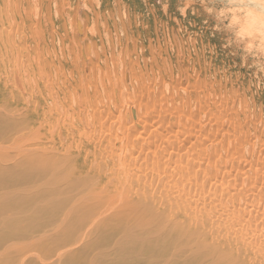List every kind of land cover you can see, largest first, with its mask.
I'll return each instance as SVG.
<instances>
[{
    "label": "bare ground",
    "instance_id": "1",
    "mask_svg": "<svg viewBox=\"0 0 264 264\" xmlns=\"http://www.w3.org/2000/svg\"><path fill=\"white\" fill-rule=\"evenodd\" d=\"M260 1L264 2V0ZM250 4L251 8L255 6L257 7V11H259V4H257L256 1L251 0ZM247 8L245 6V9ZM248 13L247 16L250 15L249 18L252 22L244 21L245 26H243L246 29L245 32H252L253 29L254 31L258 30L260 39L264 42V35H261L262 30H264V21L255 17L249 11ZM234 18H236V16ZM6 21H8V19H6ZM0 25L2 24L0 23ZM5 26L10 25L4 24V27L0 28V42L2 43V48H5L1 51L9 55L10 51H12H9V47L12 45L14 46L16 40L15 34L18 35V30L14 32L11 29H7ZM40 48H42V46ZM74 48H76V46ZM119 48H122V46L120 45ZM65 50L67 51V47H65ZM79 51L75 49V55H77V52L80 55ZM52 55L55 57L56 54L52 53ZM24 56H26V54ZM36 57H34V59H36ZM2 58L0 59L2 60ZM17 58L19 57L17 56ZM28 59H32L31 56H29ZM45 60H47V58H45ZM28 61L27 64L29 63ZM89 61L92 65V61ZM85 63L86 61H84V64ZM14 67L16 66L14 65ZM84 67L85 65L82 69ZM10 69L11 73H13L12 68ZM97 69L98 68H96V70ZM127 69H125V71H127ZM79 70L80 66L78 68V73L76 69V73H71L72 75H67L65 78L62 77L63 79L59 78V80H50L49 78L51 77L45 74H43L45 76L43 79L40 75L38 77L32 75L29 80H31L30 82L32 85L35 84V86H38L37 90L40 87L45 90L50 89V91H54L55 93L61 90L63 93V91L68 92L74 88L77 89L81 86L80 84L83 82L85 83L86 75L84 76ZM17 72L16 75L14 74L15 76H11L14 82L15 80L17 82L19 81ZM82 72L84 73V70ZM62 73L63 72H61V74ZM88 73L89 72H87V74ZM118 73L121 72L118 71ZM129 77L127 78L129 79ZM127 78L125 79L123 77L122 79L127 80ZM140 78H143V76ZM114 79L113 81H115ZM108 80L110 81V78ZM133 81L135 82V80ZM101 83H103V81H101ZM108 83L110 84V82ZM102 86L104 87V85ZM116 86L119 85L117 84ZM180 86V88L183 87L181 84ZM108 87L109 86H107V88ZM139 87L140 86H138V88ZM119 88L117 87L116 89ZM126 88L127 87L124 88L123 85V89L126 90ZM130 88L132 89V86ZM93 89L97 90L99 88L96 87ZM112 89L113 88H111V90ZM146 89L147 88L143 89L142 87L141 91H146ZM102 92L106 94V91L103 90ZM109 92L111 91L109 90ZM57 93L55 95H58ZM40 94L39 97H42L43 93L41 94L42 96ZM49 94L50 93H48V95ZM67 94L70 95L72 93L68 92ZM120 94L122 95V92ZM110 95L112 94L110 93ZM51 96H53V98L55 97L54 95ZM70 97H72V95ZM120 97H122V100ZM110 98L112 99V97ZM113 98L118 102L121 108H126L125 110L129 113L126 114V116H130L128 120L124 114L120 115V118H118L120 124L116 131L112 129L113 127L111 128L114 134L110 128H106L109 136L114 135L111 136L113 139V141L111 139V145L107 144L103 146V143H100V136L104 134L105 130L102 126L99 125L100 128L98 127L100 132L96 133V129H94V133L92 131L91 126H94L96 121L93 120L92 123L90 122L91 112H88V107L86 108L84 105L85 102L88 103L90 100L87 102L85 99L80 107L76 104L72 106L73 109H71L70 112L64 114L59 108L61 104H56L55 102L50 108V105L45 103L44 106L49 108L47 109L48 112L45 111L46 113L41 115L43 117L41 120L44 126H37L35 124L36 127L34 128H36V130L30 127L28 133L33 135L37 133V136L35 135L36 137H44L54 130H56L57 133L58 131H62L60 135L58 134L56 136L58 138L54 139V144L49 146V143L47 147L42 144L30 148L17 147L19 146L17 145L14 154L12 152L13 155L7 156L9 159L6 157L8 159L7 161L5 159L6 162L3 161L2 164L0 163V184H4L0 186L5 187V184H8V186L9 184H18V187H20L19 184H36L35 186L32 185L33 188H16L12 185L13 187H10L9 190L4 192L0 191V264H133L139 256L148 258V261H151L150 264H155L156 262L157 264H264V182L256 184L258 179L253 173L256 170V161L252 160L253 158L249 160L244 157V153L246 152H244V150L247 143L243 144L245 142L244 140L239 141V144L237 143L241 149L240 156L244 154L243 163H240L239 160L238 162L236 156H233L235 150H233L232 153L227 151V159L221 161L223 159L222 154L217 156L218 154L216 153H219L218 151L221 152L225 145L222 143H215L214 151L211 152L210 150L209 152L207 150L209 144L204 146L205 141L200 139V136L205 132V128L200 121L195 122L196 119L194 120L192 111L189 112V110L187 111L184 109L185 104H183V109L178 107L181 109L175 110V107V109L172 110H175L171 118L174 120L171 121L170 125L167 123L170 126L167 128L169 130L163 128L156 132V127H154L153 123L162 124L169 114H165L166 117L160 114V112L156 113L157 115L153 114L158 111V109L153 107L156 111H151L147 102L142 101L141 94L138 96L135 95L134 99L133 91L125 97L119 96L120 102L116 96ZM106 99L108 100V98ZM137 100L140 110L139 114L144 116L134 118L133 103L135 104ZM19 102L20 100L11 102L7 100L3 102L0 101V124L8 121L7 124L9 125L12 119H15V124H17L12 126L11 123L12 127L9 125V127H11L10 130L8 129L9 127L7 128L8 125H3V127L6 125L4 130L7 129L9 138L11 135L21 131V127H25L24 125L26 123L28 125L30 121L28 119L30 117H35V115H37L35 112V103L32 102L33 104H30L24 102V105L20 106ZM51 102L49 101L47 103L50 104ZM111 102L113 101L111 100ZM106 104H103V107H106ZM112 107H114V105ZM137 113H135L136 115L134 116H137ZM241 113L242 115L244 114L243 118L245 116L247 117V115H245L246 112L241 111ZM99 115L100 114L97 116L96 114L95 116L99 117ZM92 118L95 119L96 117L92 116ZM99 118H96L98 122L100 120ZM182 118L184 119L183 121ZM118 119L116 121H118ZM23 120H27V122L25 121L26 123H24ZM41 120L40 122H42ZM232 121L229 124L233 123L236 132L241 122ZM127 122L130 123V125H127ZM21 123H24V125H20ZM118 123L119 122H117V124ZM140 123H142V128H146L145 126L148 124L147 128L150 126L155 134L148 133L142 135L138 132L139 129L133 132L131 130L133 126H141ZM84 124L87 126H83ZM0 126L2 128V125ZM174 127H176L175 131ZM254 127L255 126H253V128ZM25 129L26 127L23 130ZM239 129L242 132L244 131L243 127L241 129V124ZM247 131L249 132V130ZM179 132L186 133L184 139L191 136L193 137V140H187V142H190L189 147H186V145L185 147L184 145L181 147V143H179ZM224 132H222L223 136H225ZM235 132L231 131V134H229V132L227 133L228 136H226V138L228 137V142L231 141L233 144L231 147L229 146L230 148L235 146L236 139H238L235 135L238 132ZM215 133L217 134L218 132ZM219 133L217 135H219ZM2 134L5 138H8L3 131ZM19 135L17 134V136ZM105 135L106 133L104 137ZM23 136L25 137V135ZM0 137H2V135ZM209 138L210 137H207L206 139ZM0 140V144L5 142L3 137ZM13 140L15 141V139ZM9 147L7 146L8 149ZM135 153L143 155L141 161H139L141 156L138 157ZM253 153L255 154V152ZM253 153L252 155L254 157ZM38 184L40 186L43 184H50V186H52V184L53 186L54 184H60L57 189H59V187L62 189L64 188V192L67 190L65 188V185L68 187L67 184H73L75 187L76 184H82V187H85V184L86 186L90 184H103V186L99 185L101 186L100 189L104 187V184L106 187L109 186L106 190H104L105 188L101 191L99 190L101 193L92 192L93 195L96 193V197L94 200L91 199L94 201L92 202L93 204H91L90 198L91 196L93 198L92 193L90 194L91 196H89L88 193L90 191H88V189H82L79 193L77 191L78 185L76 190L78 193L76 192L71 198L68 196L70 198L68 200H70L69 202L71 203H68L69 206L67 204L68 207H66L64 204L67 203V193H64L66 195L65 197H67L66 199H59L61 193L58 196L59 198L55 195L61 202L62 200L66 202H63L64 204L57 202L58 205H56V200L52 198V195L49 196V198H45L48 197L52 188L48 191L46 187L47 190L37 186ZM61 184H63V186ZM46 186L48 187V185ZM73 186H69L70 190H72L71 188ZM52 190L55 191L56 189L53 187ZM62 196L64 197V195ZM97 196L100 197L98 198ZM96 199L97 201L95 203ZM90 204L92 205V212H85V209L87 210L86 207H90ZM96 206L97 208H95ZM47 209H54L56 212H53L55 213L61 211V214L48 216L49 211ZM45 210L48 211L47 214H45L46 216L42 214ZM40 214H42V216H40Z\"/></svg>",
    "mask_w": 264,
    "mask_h": 264
},
{
    "label": "rangeland",
    "instance_id": "2",
    "mask_svg": "<svg viewBox=\"0 0 264 264\" xmlns=\"http://www.w3.org/2000/svg\"><path fill=\"white\" fill-rule=\"evenodd\" d=\"M250 1L251 0L249 1L248 0H3V1L0 0V21H2L0 22L2 24L0 25L1 26L0 28L4 27V24L6 25L8 24L10 26H5L7 29H11L14 32L18 30L17 31L18 35L15 34L16 40L14 42V46L13 45L11 46L12 49L11 47H9V51L12 50L10 51L9 55L8 53L1 51L5 48H2V43L0 42V58L3 57L2 60L0 59V101L3 102L7 100L11 102L15 100L16 101L20 100L19 102L20 106L24 105L23 104L24 102L25 103L28 102L30 104L35 103L36 104L35 112L37 113L35 117H30L28 119L30 120L28 125L26 123L27 120H25L26 122L23 120V122L26 124L24 125V123L23 124L21 123L20 125L22 126L24 125L26 129L23 130L25 127L20 126L22 130L17 132L16 134L11 135L10 138L8 137L7 129H5L6 131L4 130V128H6L5 126L8 125L7 124L8 121H5L4 123L0 124L2 125V128L1 126L0 128L4 132L5 136L9 138V139L5 138L0 129L1 132L0 136L2 135L3 140L5 139V142H2L4 146L2 143L0 144V163L2 164L3 161L6 162L9 159L7 156L13 155L17 147L21 146L23 148L24 147L30 148L33 146L37 147L42 144L43 146L46 145L47 147L49 143H50L49 146L54 144L55 142L54 139L58 138L56 136L58 134L60 135L62 131H58L57 133V131L54 130L49 135H45L44 137L39 136L40 138L36 137L37 133L35 134L36 136L31 133H28L30 127L34 128L36 127V125L44 126V123L41 120L43 117L41 115H43V113H46L45 111L48 112L47 109L49 108V107L46 108L44 106L45 103L47 105H50V108L53 106V104H55V102L56 104H61L59 108L61 111H63L64 114L70 112L71 109H73L72 106L77 104L78 107H80V105L84 103L85 99L87 100V102L88 100H90V102L88 103L85 102L84 104L85 107L86 108L88 107L87 110L88 112H91L92 116L96 118L100 117L99 118L100 120L98 122V119L92 118V116L89 114L90 122L92 123L93 120L96 121V124L94 126L93 125L91 126L92 131L94 133V129H96L95 131L96 133H98L100 132L99 131L100 126H102V128L105 129L104 134L106 133L105 135L106 138L104 137V134H101L99 139L100 143L101 144L103 143V146L107 144L109 145L110 142L112 143L113 141L111 136L114 135L109 136L107 134L108 132L106 128L111 129L113 127L112 129L116 131L118 125L120 124V120L118 119L120 118V115L124 114L126 116V114H129L125 110L126 108L124 107L121 108V106L118 105V102H116L113 97L116 96L119 101L120 99L122 100V97H120L119 99V96L125 97L133 91L134 99H135V95L138 96L141 94L142 101L147 102V105L149 106V109L151 111L154 112L156 111V109H158V111L154 112L153 114L157 115L156 113L160 112V114L164 115L165 117H166L165 114L167 115L169 114L167 118H165V121L162 124L159 125L157 123L156 124L153 123L154 127H156V132L160 131L163 128L165 129L169 128L171 121L174 120L171 119L173 112L175 110H180L181 108L183 109L185 107L184 108L185 110L187 111L189 110V112L190 111L193 112L194 120L196 119L195 122L200 121L201 124L204 126L205 128V132L203 134L204 136L201 135L200 139H203L205 141L204 146L209 144L207 150L209 152L210 150L211 152L214 151L215 143L216 144L222 143L225 146L228 144L226 147L223 146L224 148L221 151L222 153L220 151H218L219 153H216L218 154L217 156H220L222 154L223 159L221 161L227 159V155H228L227 151L228 152L230 151L232 153L233 150H235L234 151L235 154L233 152V156H236L237 161L239 160L240 163H243L244 154H245L244 157L246 159L251 160L253 158L252 160L256 161L255 164L256 170L253 172L258 179L256 184H261V182H264V158H263L264 145H261L264 144V139H263L264 138V116H263L264 115V45H263L264 42L262 41V39H260V34L258 33L259 32L258 30L254 31L253 29L252 32L249 31L250 33L248 31L247 33L245 32L246 29L244 27L245 26L244 21L252 22V20H250L249 18L250 15L247 16L249 14L248 11L246 12L245 9V6L246 8L247 7L251 8ZM253 1H256L257 4L264 3L263 1L260 0H253ZM235 16L236 18H234ZM6 19H8V21H6ZM83 29L85 32L83 31ZM74 39L76 42L74 41ZM65 43L67 44V46ZM69 44L70 45L72 44L71 45L72 47ZM40 45L42 46V48H40L41 47ZM120 45L122 46V48H119ZM75 46L76 48H74ZM65 47H67V51L65 50ZM75 49H77V51L80 50L79 51L80 55L78 52L77 55H75ZM125 50L127 51V53ZM51 51L52 53L56 54L55 57L54 55H52ZM25 54L27 57L24 56ZM17 56L19 58H17ZM29 56H31L32 59H28ZM34 57H36L37 60L34 59ZM44 57L47 58V60H45ZM81 60L83 61V63ZM89 60L92 61V65ZM27 61L29 62L28 64ZM84 61H86L85 64ZM82 64L85 65L83 69L82 67L84 65ZM14 65L16 67H14ZM79 66H80L79 71L84 76L86 75L85 78L86 81L84 80L85 83L83 82L82 84H80L81 86L79 85L81 88L78 87L77 89L74 88L72 90H69L68 92L72 93L70 95L67 94L68 92L66 91H63L62 93L61 90L58 93L56 92L58 95H55L56 93L54 91H50V89H47L49 90L47 91L39 87V89L37 90L38 86L37 85L35 86V84L32 85V83L30 82L31 80H29V78L32 77V75L36 77L40 75L42 76L43 79L45 77L43 74L51 77L49 78L50 80L51 79L59 80V78L67 77V75L70 76L71 73L72 74L76 73V69L78 73ZM10 68H12L13 73H11ZM96 68L98 69L96 70ZM125 69H127V71H125ZM83 70L84 73L82 72ZM118 71H120L121 73H118ZM16 72L19 79L18 82L16 80L14 82L13 77H11V76H15ZM61 72L63 73L61 74ZM87 72L89 73L87 74ZM139 73H141L142 75ZM128 74H130L131 76ZM111 76H113L115 79ZM142 76L143 78H140ZM123 77L125 79L129 77V79L128 78L127 80L122 79ZM109 78L110 81L108 80ZM113 79L115 81H113ZM100 80L103 81V83H101ZM124 80L127 82V84ZM133 80H135V82L137 81L136 85ZM12 82L16 84H13ZM108 82H110V84ZM117 84L119 86H116ZM180 84L183 86L182 87L183 89L180 88L181 87ZM102 85H104V87ZM123 85L124 88L127 87L128 89L127 88L126 90L123 89ZM95 86L99 89L94 90L93 88H96ZM107 86L109 87L107 88ZM131 86L132 89L130 88ZM138 86L140 87L138 88ZM117 87L120 88L116 89ZM142 87L143 89L147 88L146 91L142 92L141 91ZM111 88L113 89L111 90ZM103 90L106 91L105 93L108 96L104 94V92H102ZM109 90L111 92H109ZM120 91L122 92V95L120 94L121 93ZM126 91H128L129 93ZM38 92L39 94L43 93L42 94L43 96L40 94L42 97H39ZM48 93L50 94L48 95ZM110 93L113 96L110 95ZM63 94H64V98H63ZM51 95H54L55 97L53 98V96ZM71 95L74 98L70 97ZM49 97L51 100L49 99ZM110 97H112V99ZM42 98H44L45 100ZM106 98H108V100ZM111 100L113 102H111ZM49 101L50 102L54 101V102L48 104L47 102ZM137 102L138 100L135 101L136 105L133 103L134 118L138 116L141 117L144 116L142 114H139L140 110L138 108L139 106ZM103 104H106L107 106L103 107ZM183 104H185L184 107ZM113 105L114 107H112ZM153 107H155L156 109ZM178 107L181 108L179 109ZM173 109L175 110L172 111ZM136 110L137 112L138 111L139 112L137 113ZM241 111L246 112L245 115H247V117L245 116L243 118L244 114L242 115ZM93 113L95 115L97 114V116L98 114L100 115L99 117H97ZM135 113H137V116H134L136 115ZM129 116L130 115L126 116L128 120H129ZM117 119L118 121H116ZM40 120L42 122H40ZM183 120L184 119L182 118V121ZM14 121L15 119L14 120L12 119L11 122L12 126L17 125L15 124L16 121L15 122ZM231 121L241 122L240 123L241 129L243 127V130L245 131V132L243 131L244 134L239 129L240 124L238 125L236 131L238 133H236L235 132L236 128L234 127L233 123L229 124ZM117 122L119 123L117 124ZM11 123L9 124L10 126ZM4 124L6 125L3 127ZM141 124L142 123H140V125ZM9 125L7 126V128L9 127ZM127 125H130V123H128ZM147 125L145 126L146 128H142V125L141 126L134 125L131 130L134 132L136 129L137 130L139 129L138 132L142 135L148 133L155 134L154 130H151L150 126H148L147 128ZM83 126H87V125L84 124ZM253 126L255 127L253 128ZM11 127H9L8 129L10 130ZM216 128L218 129V131ZM34 129L36 130V128ZM112 129L111 131H113ZM175 130L176 127H174V131ZM228 130L230 133L228 132ZM247 130H249V132ZM231 131L235 132L236 133L235 135L239 139V140L236 139L237 140L236 144L232 148L230 147L233 144L231 143V141H229L230 142L229 144L227 140L228 137L226 138V136H228L227 133L231 134ZM215 132H218L219 135H217L218 133L216 134ZM222 132H224L225 136H223ZM17 134L18 135L21 134L19 135L20 139L19 136H17ZM23 135H25L26 138ZM185 136L186 133L179 132V137H180L179 143H181V147L183 145L184 147L185 145L186 147H189L190 142H187V140L188 139L193 140L192 136L184 139ZM2 137H0V139ZM207 137L210 138L206 139ZM13 139H15V141ZM242 140L245 141L243 144L247 143L246 144L247 146L244 150V152L245 151L246 152L244 154L241 153L242 156H240L241 149L240 146L238 145L239 144L238 142ZM6 145L8 147L10 146L9 149L7 148ZM253 152H255V154ZM252 153L254 154V157ZM135 154L138 155V157L141 156V158H139V161H141L143 155L138 153ZM0 185H4V184H0ZM6 185L8 186V184H5V187L0 186L1 187L0 191L3 192L7 191L10 189V187L13 186H15L16 188L18 187V184L16 185L9 184L8 188ZM29 185L19 184L20 187L18 188H25V187L33 188V186H35L36 184L35 185L32 184L33 186L32 185L29 186ZM46 185H48V187ZM61 185L63 186V184ZM81 185L82 184H76L75 187V185L73 186V184L71 185L67 184L68 187L69 186H73V187L71 188L72 190H70V187L68 188L65 185V188L67 189L65 190V192L63 190L64 188L62 189L61 187H59V189H57L58 186H60V184H54V186L53 184L52 186H50V184H43L42 186L38 184L37 186H39L42 189L46 187L48 191L49 189L51 188L53 189L54 187L57 191L51 189L50 193L49 194L47 193L48 197L45 198H49V196L52 195L53 196L52 198L56 200V203L57 202L60 203L61 200L59 199L61 198L66 199L68 196H70L71 198L77 191L79 192L82 189L83 190L88 189V191H90L88 195L91 196L90 194L92 192L94 193L95 191L98 193L104 188H105L104 190H106V188H108L109 186L108 185L106 187L104 184V187L100 189V187L103 186V184H92V185L90 184L87 186L85 184V187L83 186L84 188ZM58 190L60 191L62 190V191L60 192ZM64 193L65 194L67 193L66 194L67 197H65L66 195ZM55 195H57V198L59 197L60 198L57 199ZM62 195H64V197ZM95 195L96 193L93 195V198L91 196L90 200L91 199L94 200V198L96 197ZM70 198L69 197L67 198V203L63 200L61 203L64 204L63 202H65L66 204L64 205L68 207L69 206L68 203H71L69 202L70 200H68ZM97 199L95 200V203ZM92 200L90 202L91 204H93L92 202H94ZM58 203L56 205H58ZM91 204L89 205L90 207H86L87 210L85 209V212H92ZM95 208H97V206ZM47 210L42 212V214L45 215L47 214L48 211H49L48 216L54 214L55 215L61 214V211L55 213L56 211L54 209L53 210L49 209L48 211ZM42 214H40V216H42ZM150 262L151 261L150 260L148 261V258L146 257L142 258L141 256H139L136 258L133 264H150ZM155 264H157V262Z\"/></svg>",
    "mask_w": 264,
    "mask_h": 264
},
{
    "label": "clouds",
    "instance_id": "3",
    "mask_svg": "<svg viewBox=\"0 0 264 264\" xmlns=\"http://www.w3.org/2000/svg\"><path fill=\"white\" fill-rule=\"evenodd\" d=\"M259 11H257V7H252L246 9L251 14H253L255 17H258L261 21H264V3H261L258 5ZM262 35H264V30H262Z\"/></svg>",
    "mask_w": 264,
    "mask_h": 264
}]
</instances>
